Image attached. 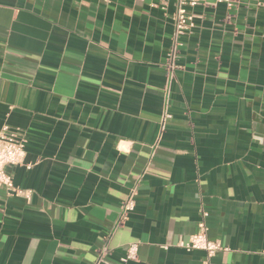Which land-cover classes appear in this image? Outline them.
Segmentation results:
<instances>
[{
    "label": "crops",
    "instance_id": "crops-1",
    "mask_svg": "<svg viewBox=\"0 0 264 264\" xmlns=\"http://www.w3.org/2000/svg\"><path fill=\"white\" fill-rule=\"evenodd\" d=\"M206 0H0V264H264V9ZM135 209L117 227L120 206ZM205 228L210 260L179 247Z\"/></svg>",
    "mask_w": 264,
    "mask_h": 264
},
{
    "label": "built area",
    "instance_id": "built-area-1",
    "mask_svg": "<svg viewBox=\"0 0 264 264\" xmlns=\"http://www.w3.org/2000/svg\"><path fill=\"white\" fill-rule=\"evenodd\" d=\"M205 1L206 0H174V45L171 52L167 54L168 59L165 64L168 79L172 78L174 71L178 68L175 64L178 40L180 37L188 34L192 28V16L188 13V10L195 8ZM225 1L227 2V6L230 7V0ZM256 5L264 9V0H256ZM24 143L25 140L15 132H12L8 126H2L0 128V189H3L7 196H22L28 199L29 193L23 192L19 188L15 187L12 177L6 170L7 166L20 165L23 162L25 156ZM135 195V191L132 190L129 196L122 202L120 206L119 220L116 224L117 227L123 226V224L127 221L129 214L134 211ZM178 246L188 251H204L208 260H210L218 251L222 250L219 242L208 240L203 225H201L199 233L192 235L187 243H180ZM138 248L139 246L137 243L129 244L126 249V255L122 259V263L126 264L130 261H136L138 258ZM108 255L109 249L107 247L100 248L93 264H105V259ZM206 264H208V261Z\"/></svg>",
    "mask_w": 264,
    "mask_h": 264
}]
</instances>
